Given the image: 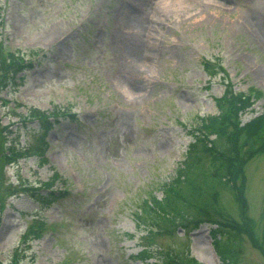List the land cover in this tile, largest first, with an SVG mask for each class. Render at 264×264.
Masks as SVG:
<instances>
[{
  "label": "rangeland",
  "instance_id": "374dc122",
  "mask_svg": "<svg viewBox=\"0 0 264 264\" xmlns=\"http://www.w3.org/2000/svg\"><path fill=\"white\" fill-rule=\"evenodd\" d=\"M0 41L29 66L0 58L2 123L17 122L24 145L40 131L14 113L63 111L44 153L37 142L4 166L0 264H145L167 250L222 264L211 225L151 236L147 227L163 224L143 206L176 178L193 127L219 113L226 86L250 94L243 123L264 112V0H0ZM245 172L264 246V153ZM20 181L66 191L47 201L11 186ZM230 194L222 206L240 220ZM237 249L238 264H264L247 234Z\"/></svg>",
  "mask_w": 264,
  "mask_h": 264
},
{
  "label": "trees",
  "instance_id": "16d2710c",
  "mask_svg": "<svg viewBox=\"0 0 264 264\" xmlns=\"http://www.w3.org/2000/svg\"><path fill=\"white\" fill-rule=\"evenodd\" d=\"M207 68L216 72L211 63H207ZM216 103L219 114L202 116L193 127L194 141L177 178L167 185L162 198L154 196L145 200L143 210L155 225L163 224L159 229L154 225L147 227L151 236L174 235L178 226L187 229L204 221L215 223L217 227L213 228L212 236L217 251L226 264H238L237 239L243 233L264 251L255 221L248 213L245 172L248 160L264 153V112L241 123V114L251 103L250 96L234 91L230 86H226L222 96L216 97ZM2 140L4 137L0 132V143ZM14 143L11 140L7 147L9 153L20 152L19 149L12 151ZM10 157L0 151V162ZM224 189L238 204L240 220L231 217L222 206ZM148 252L146 249L141 255L147 256ZM146 264L202 263L186 250H167L164 257Z\"/></svg>",
  "mask_w": 264,
  "mask_h": 264
},
{
  "label": "bare ground",
  "instance_id": "6f19581e",
  "mask_svg": "<svg viewBox=\"0 0 264 264\" xmlns=\"http://www.w3.org/2000/svg\"><path fill=\"white\" fill-rule=\"evenodd\" d=\"M128 78H124L123 79V81L125 82V83H128V80H127Z\"/></svg>",
  "mask_w": 264,
  "mask_h": 264
}]
</instances>
